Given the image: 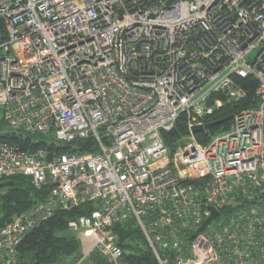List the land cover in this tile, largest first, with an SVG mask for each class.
I'll return each instance as SVG.
<instances>
[{
    "label": "built area",
    "instance_id": "obj_1",
    "mask_svg": "<svg viewBox=\"0 0 264 264\" xmlns=\"http://www.w3.org/2000/svg\"><path fill=\"white\" fill-rule=\"evenodd\" d=\"M249 80L252 101L200 142ZM0 106L12 131L93 149L0 142V183L46 187L0 226V264L87 203L68 229L107 264L134 252L114 230L130 221L157 264H264V0H0Z\"/></svg>",
    "mask_w": 264,
    "mask_h": 264
},
{
    "label": "trees",
    "instance_id": "obj_2",
    "mask_svg": "<svg viewBox=\"0 0 264 264\" xmlns=\"http://www.w3.org/2000/svg\"><path fill=\"white\" fill-rule=\"evenodd\" d=\"M253 80H249V85L245 86L246 98L233 106L220 109L212 117V121L226 119L220 125L212 128L211 132L221 130L229 123L233 112L240 110L252 101ZM178 123L172 131L163 133L165 144L172 150L173 142L184 133L183 121ZM23 132L11 131L0 135V142L17 144L23 150H32L36 147L44 146L56 154L79 153L92 151L90 139L76 140L68 144H58L53 140L46 141L43 138L33 140L31 136H23ZM203 134H197V139L204 143ZM9 181L21 182V185L8 187L7 192L0 197V226L8 221L14 214L28 210L37 200L42 199L46 192V187L41 190L35 189L31 184L25 185L24 177H14ZM95 204L87 203L68 211H58L51 219L42 223L38 228L31 231L22 241L18 248L17 264H62L70 259L69 264H75L82 257L81 243L77 233L68 229V222L77 219L79 215L88 214L94 209ZM118 232L119 241L123 248L133 249L134 252L124 253L121 258L122 264H157L153 255L147 248L133 247L131 242L141 243L145 246L140 231L130 221L126 227H115ZM126 249V250H127ZM90 254L92 261L98 264L105 263L97 253ZM68 264V263H67Z\"/></svg>",
    "mask_w": 264,
    "mask_h": 264
},
{
    "label": "rangeland",
    "instance_id": "obj_3",
    "mask_svg": "<svg viewBox=\"0 0 264 264\" xmlns=\"http://www.w3.org/2000/svg\"><path fill=\"white\" fill-rule=\"evenodd\" d=\"M237 111V110H236ZM218 112V111H217ZM229 124V123H228ZM228 124L226 125V127L228 126ZM12 130L9 128V126L3 121V107L2 106H0V135H3V134H5V133H9V132H11ZM215 131H218V130H215ZM215 131H213V132H211V133H214ZM23 134V136H24V134L25 135H28V136H30L29 134H27V133H22ZM32 138H33V140L34 141H36L37 139H40V137L39 136H31ZM49 138L47 137V138H45V140L47 141ZM24 179H25V185L27 186L28 184H31V181H30V179L29 178H27V177H24ZM5 182H3V183H0V197L2 196V195H4L6 192H7V190H8V186L7 185H5L4 184ZM0 206H1V200H0ZM0 214H1V211H0ZM15 215V214H14ZM13 215V216H14ZM12 216V217H13ZM11 217V218H12ZM10 218V219H11ZM9 219V220H10ZM7 222V221H6ZM85 254V253H84ZM127 254V253H126ZM92 255L94 256L95 254H93L92 253ZM89 257V258H88ZM86 256V254H85V257H84V259H82V261L80 262L79 260L75 263V264H83L84 263V261H85V259H90V256ZM101 258V257H100ZM102 259V258H101ZM103 260V259H102ZM70 259H68V261H66L65 263H62V264H69L70 263ZM104 261V260H103ZM84 264H98L97 262H95V261H91L90 260V262L88 261V262H85ZM118 264H122L121 263V260L119 261V263Z\"/></svg>",
    "mask_w": 264,
    "mask_h": 264
},
{
    "label": "water",
    "instance_id": "obj_4",
    "mask_svg": "<svg viewBox=\"0 0 264 264\" xmlns=\"http://www.w3.org/2000/svg\"><path fill=\"white\" fill-rule=\"evenodd\" d=\"M226 119H220V120H216V121H211L209 123L204 124L203 126H194L192 128L193 133L197 134V133H201L205 130H210L213 127L220 125L221 123L225 122ZM5 185H7L8 187L11 186H15V185H21V182H16V181H7L6 183H4ZM216 211L212 210V214L211 216L203 223L202 227L200 229H202L213 217L216 216Z\"/></svg>",
    "mask_w": 264,
    "mask_h": 264
},
{
    "label": "crops",
    "instance_id": "obj_5",
    "mask_svg": "<svg viewBox=\"0 0 264 264\" xmlns=\"http://www.w3.org/2000/svg\"><path fill=\"white\" fill-rule=\"evenodd\" d=\"M82 246H83V245L81 244V249H82V257H81V259H80V260L84 259V257H85V254H84V253H85V251H84V249H83V247H82ZM87 257H88V255H87ZM88 258H89V257H88ZM80 260H79V261H80ZM90 260L92 261V259H91V258H90V259H85L84 263H85V262H88V261L90 262ZM84 263H83V264H84Z\"/></svg>",
    "mask_w": 264,
    "mask_h": 264
},
{
    "label": "flooded vegetation",
    "instance_id": "obj_6",
    "mask_svg": "<svg viewBox=\"0 0 264 264\" xmlns=\"http://www.w3.org/2000/svg\"><path fill=\"white\" fill-rule=\"evenodd\" d=\"M6 183V182H5Z\"/></svg>",
    "mask_w": 264,
    "mask_h": 264
}]
</instances>
